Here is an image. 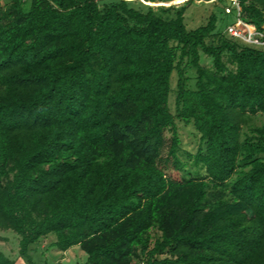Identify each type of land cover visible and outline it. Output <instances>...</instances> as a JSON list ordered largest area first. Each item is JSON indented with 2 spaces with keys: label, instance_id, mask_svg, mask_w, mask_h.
Instances as JSON below:
<instances>
[{
  "label": "trees",
  "instance_id": "obj_1",
  "mask_svg": "<svg viewBox=\"0 0 264 264\" xmlns=\"http://www.w3.org/2000/svg\"><path fill=\"white\" fill-rule=\"evenodd\" d=\"M187 1L6 0L0 230L28 264L51 235L86 264H264V126L244 131L264 115V50L217 13L189 30L192 0L164 7ZM239 2L264 31V0ZM177 120L200 134L195 170ZM0 264L16 263L0 251Z\"/></svg>",
  "mask_w": 264,
  "mask_h": 264
},
{
  "label": "rangeland",
  "instance_id": "obj_2",
  "mask_svg": "<svg viewBox=\"0 0 264 264\" xmlns=\"http://www.w3.org/2000/svg\"><path fill=\"white\" fill-rule=\"evenodd\" d=\"M23 1L26 2L25 8L28 10L30 8V0ZM133 1L137 2V0ZM217 2L218 1L215 2V0H192V3L188 6L186 13V24L188 29L193 30L206 24L210 15L212 13H217L219 15V30L221 32H226L228 25L233 23L234 16H228L224 13V11L222 12L221 9H225V4L219 5ZM5 3L6 0H0V13L4 10ZM188 3L189 0L182 4H169L164 5V7L168 8L174 6L176 8H181L186 6ZM161 6H153V8L157 9ZM201 64L205 67L212 68L211 59L205 55H202ZM186 73L189 78L188 86L191 89H194L196 85V71L194 69L187 68ZM176 85L177 75L174 74L172 77L173 93L170 98V107L173 112H175ZM177 126L180 137L179 157L188 168L195 170L196 168L192 165L193 157L191 156H194L198 151L200 145V134L193 124L187 125L184 122L177 120ZM262 126H264V115H253L250 116L244 131L249 132L250 128ZM54 241H56V237L51 235L34 246L35 250L31 253V255L36 264H86L88 256L81 250L80 247H74L67 252H61L51 246ZM0 251L8 258L15 261L16 264H28V261L20 255V237L12 230H0Z\"/></svg>",
  "mask_w": 264,
  "mask_h": 264
},
{
  "label": "built area",
  "instance_id": "obj_3",
  "mask_svg": "<svg viewBox=\"0 0 264 264\" xmlns=\"http://www.w3.org/2000/svg\"><path fill=\"white\" fill-rule=\"evenodd\" d=\"M216 1L218 0H215V2ZM226 1L230 4L225 10L226 14L233 15L235 18V22L226 29L228 36L245 45L264 50V31L258 30L256 26L242 19V7L239 0Z\"/></svg>",
  "mask_w": 264,
  "mask_h": 264
},
{
  "label": "water",
  "instance_id": "obj_4",
  "mask_svg": "<svg viewBox=\"0 0 264 264\" xmlns=\"http://www.w3.org/2000/svg\"><path fill=\"white\" fill-rule=\"evenodd\" d=\"M149 5V4H148Z\"/></svg>",
  "mask_w": 264,
  "mask_h": 264
}]
</instances>
